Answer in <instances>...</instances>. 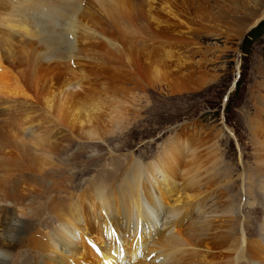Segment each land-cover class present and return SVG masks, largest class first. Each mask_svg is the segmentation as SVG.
<instances>
[{
    "label": "bare ground",
    "instance_id": "1",
    "mask_svg": "<svg viewBox=\"0 0 264 264\" xmlns=\"http://www.w3.org/2000/svg\"><path fill=\"white\" fill-rule=\"evenodd\" d=\"M235 1L237 15L222 16L230 22L223 34L240 39L264 18V0ZM169 4L0 0V264H264V129L248 140L250 153L240 152V159L250 158L251 163L235 176L240 182L237 194L234 175L225 169L221 140H167L151 163L119 159L115 168L99 164L104 181L85 182L79 192L58 193L61 189L55 187L58 172L52 170L50 158L60 139L59 127L71 138L102 140L131 124L130 109L107 95L104 85H78L79 76L86 78L79 62L102 59L108 48L116 58L140 61L143 72L152 75L150 84H161L158 79L167 61L179 65L183 57L174 59L166 43L157 46L143 37L158 38L150 33L152 22L174 28L179 23L175 30L184 33L182 26L189 24L182 25ZM177 4V13L190 18L189 1ZM159 12L178 20L169 22ZM104 21L120 29L121 44L104 37ZM195 26L199 29L192 34L222 33L220 25L205 18ZM71 60L75 67H69ZM60 70L65 77L57 75ZM252 106L261 109L253 111L251 122L264 125V103ZM201 145L211 154L212 169L194 173L191 168ZM203 186H208L207 193L198 190ZM217 193L230 199L221 200L220 209L207 202ZM250 199L261 209H252V214L263 215L256 226L243 211L252 206ZM163 206L167 209L160 217ZM192 213L193 221L182 227ZM159 221L163 231L157 227ZM118 225L122 230L114 231ZM148 241L150 248L138 260L139 247Z\"/></svg>",
    "mask_w": 264,
    "mask_h": 264
},
{
    "label": "rangeland",
    "instance_id": "2",
    "mask_svg": "<svg viewBox=\"0 0 264 264\" xmlns=\"http://www.w3.org/2000/svg\"><path fill=\"white\" fill-rule=\"evenodd\" d=\"M188 1L191 8L188 13L190 18L177 13L179 6L176 3H180L181 0L176 3L168 0L170 9L172 8L175 16L181 20V24H189L188 27L182 26L183 34L175 30L180 26L179 23H175L177 28H174L162 22L159 24L152 22L150 33L158 38L147 36L143 30L144 39L146 37L157 46L166 43L165 48H168L166 49L174 59L183 57L179 60V65L174 64L173 61H167L168 66L166 70L161 69L162 72L164 70V74L161 73L159 76L161 79H158L161 84H150L153 81L151 80L152 75L143 72V63L142 67L140 61L136 59L132 58L127 62L126 56L122 59L116 58L111 53L108 54V48L104 49L102 59L99 57L92 63L88 60L86 63L85 60H81L84 64L79 62L80 70L85 73L86 78L79 76V80H76L79 82L78 85L82 87L104 85L108 91H106L107 95L116 100L121 99V103H125V107L130 109L131 124L117 135L102 140L71 138L59 127L57 134L60 139L50 158L51 165L54 167L52 170L58 172L56 180H59L55 187L62 190L58 193H63L65 190L66 192H79L85 182L104 181V174L99 175L101 171L99 164L106 168H115L119 159L126 158L142 164L151 163L167 140H193L195 142L221 140V151L225 155L224 159L227 164L225 169L233 173L234 180L236 175L245 173L248 169V163L250 164L251 160L246 157L241 160L240 152L242 150V152L250 153L247 149L248 140L253 135H259L262 132L261 129H264V125L251 122V118H255L252 116L253 111L261 109L252 104L254 102L264 103V18L238 39L232 34H223L225 29H230V22L222 18L228 13L229 16L234 13L236 16L238 2L235 0ZM221 7L224 9L221 10ZM165 9L169 10L168 4ZM164 13L159 12L158 14L170 20L169 22H177L178 19L175 20ZM204 18L212 25L213 23L220 25L219 29L222 33L208 34L199 31L198 34L193 33V35L194 29H199L195 25L200 24L201 20L204 21ZM109 23L111 24L108 25ZM104 24H106L104 37L111 36L121 44V40H118L122 39L120 29H117L111 21H104ZM191 29L192 31L189 32ZM139 33L137 31V34ZM136 37H139L138 40L141 41L140 36ZM179 42H182V45L178 46ZM125 45V42L122 43L126 49ZM142 49L144 50L143 47ZM15 51L18 50L15 49ZM17 54L20 56L19 52ZM156 57L164 59L159 55ZM6 58L10 62V57ZM74 61L71 60V63L73 64ZM72 64H68L69 67H75L76 61ZM60 72L58 71L57 75L65 77L64 70ZM82 79L84 81H81ZM254 95L257 97L252 100ZM110 103L115 105V102ZM209 155L211 154L205 145H201L191 171L194 173L210 171L212 165L209 164L211 162ZM182 164L184 165V162ZM235 181L233 191L237 194L240 182ZM50 184L51 182L47 180V185ZM71 186L74 189L69 188ZM63 188L66 189L63 190ZM207 188L208 186H203L198 190L201 193H207ZM195 191L197 190L190 194ZM244 197L241 206H244L246 199ZM221 198L217 193L215 197L208 198L207 202L208 204L215 202L214 208L220 209L224 204L221 200H230L227 194L224 199ZM232 201L236 204L237 197H233ZM248 202L253 203L252 206L245 207L243 211L246 212V216L250 217V224L256 226L261 223L263 215L252 214V209L256 208L257 202L252 199ZM162 209L160 217L165 214L167 206H163ZM256 209L261 212L260 208ZM195 216L196 214L192 213L188 219L184 220L182 227H187ZM256 219L258 221L255 223ZM161 221L158 222L157 227L163 231ZM88 222L91 223L89 220ZM121 223L124 227L123 221ZM91 225L97 229L95 222ZM122 225L114 226V231L115 229L122 230ZM151 242L148 241L147 245L139 247L141 254L138 260L146 255ZM127 257L129 259V256ZM126 264L132 263L126 262Z\"/></svg>",
    "mask_w": 264,
    "mask_h": 264
},
{
    "label": "snow or ice",
    "instance_id": "3",
    "mask_svg": "<svg viewBox=\"0 0 264 264\" xmlns=\"http://www.w3.org/2000/svg\"><path fill=\"white\" fill-rule=\"evenodd\" d=\"M93 247H95V246L93 245Z\"/></svg>",
    "mask_w": 264,
    "mask_h": 264
}]
</instances>
